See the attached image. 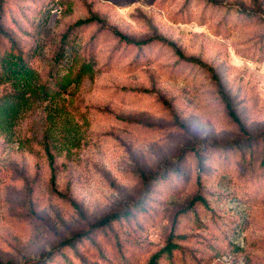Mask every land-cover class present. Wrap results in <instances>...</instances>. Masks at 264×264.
<instances>
[{
  "label": "rangeland",
  "instance_id": "1",
  "mask_svg": "<svg viewBox=\"0 0 264 264\" xmlns=\"http://www.w3.org/2000/svg\"><path fill=\"white\" fill-rule=\"evenodd\" d=\"M0 22L36 80L0 79V264H148L170 238L161 264H264V0H0Z\"/></svg>",
  "mask_w": 264,
  "mask_h": 264
},
{
  "label": "trees",
  "instance_id": "2",
  "mask_svg": "<svg viewBox=\"0 0 264 264\" xmlns=\"http://www.w3.org/2000/svg\"><path fill=\"white\" fill-rule=\"evenodd\" d=\"M94 20H98V18L91 17L88 20L77 21L75 25L72 27L74 28L81 27ZM116 33L119 35L121 40L125 41V43L129 45H134L138 48L146 47L155 39V38H150L146 40L137 41L129 38L128 36H126L125 34L119 31H117ZM63 37H64L63 42L64 44H66L67 34H65ZM157 40L165 42V39L160 37H158ZM6 45H9V47H6ZM60 52L61 53L63 52V57H64L65 55L63 48L62 50H60ZM34 73L35 72L29 67L28 58L19 49V45L16 42V40L9 34L7 30L4 29L2 23L0 22V79L2 77L5 78L6 80L14 82V84H16L18 87L28 88L33 86V83L36 81ZM213 73H214L213 77L218 86L219 94L221 95V98L225 103L229 116L232 118L233 121L241 125L242 122L239 116L237 115L236 111L234 110L232 100L225 91L224 86L221 80L219 79V77L217 76L216 72L213 71ZM6 115L7 114L4 112V110H0V116H1L0 125H2L3 122L4 124H7L8 121H10L11 118L7 117ZM195 202H201L203 204H206L202 196H197L196 198H194V200L191 202L190 205L194 204ZM114 218H116L115 215H110L101 219L100 222H98V224L95 225V228L104 230L106 227H108V225H110L112 219ZM79 238H81V236L75 235L72 238L63 241L60 244V247L61 248L67 247L73 249ZM178 249L179 246L177 244H174L170 238L162 249L158 250L151 256L148 264H161V262H164L165 259L172 263L174 262L175 259L174 257ZM37 263L46 264V262L43 261H38Z\"/></svg>",
  "mask_w": 264,
  "mask_h": 264
}]
</instances>
